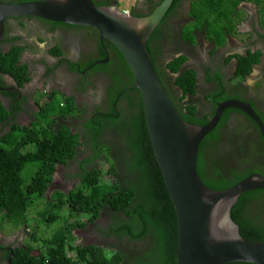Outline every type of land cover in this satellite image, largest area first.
<instances>
[{
	"label": "trees",
	"instance_id": "trees-1",
	"mask_svg": "<svg viewBox=\"0 0 264 264\" xmlns=\"http://www.w3.org/2000/svg\"><path fill=\"white\" fill-rule=\"evenodd\" d=\"M162 1L156 3L149 14ZM180 1H174L163 25L169 23ZM193 1L190 13L193 19L183 31V39L192 45L196 43L195 32L199 30L206 33L209 42L224 46L226 32L234 33L243 19L242 14L237 15L240 4L249 1L260 9L264 25V0ZM93 2L102 7L118 5L117 0ZM154 3L155 0H150V4ZM213 16L216 22L211 21ZM77 29L80 30L79 27ZM160 31L158 28L153 33L147 48L164 82V71L159 69L156 61L157 52L151 47ZM93 32L97 38L98 33ZM103 45L111 50V60L107 64L95 66L92 72L111 73L116 83L110 93V106L105 112L116 113L113 105L117 95H121L120 101L132 102L133 113L121 111L118 117L99 114L92 122L89 120L87 128L93 130L95 135L92 143L82 144L81 134L73 133L67 125L52 129L57 126L54 124L58 116L66 117L76 112L80 114L77 103L73 98L65 97L66 102H57L58 105H55L50 97V102L36 114L39 115L37 124L33 122L31 126L21 127L14 123L8 132L0 130V231L6 225L13 229L29 228V240L38 244V254H34V249L27 245L16 248L11 264H177L176 211L152 148L141 94L137 88H133L132 73L119 50L106 39ZM99 47L102 50L101 42ZM20 53L21 48L17 46L10 49L9 53L0 48V75L8 74L22 86L31 77L27 66L19 64ZM104 57L105 52L102 54ZM187 60L182 55L168 65L172 74L179 75L174 82L183 97L178 98L175 89H169L167 83L163 86L185 121L204 126L208 123V117H199L193 100L184 102L187 96H193L197 90V72L194 69L182 71ZM259 62V53L248 52L239 58L236 75L244 79ZM127 86L132 88L125 90ZM219 93L223 94L221 91ZM11 95L16 96L9 93ZM17 108L20 106L17 105ZM12 109L13 106L8 107L0 100V125H8L9 120L15 117ZM229 111L239 113L238 109L226 111L215 130L201 143L198 154L199 176L206 186L219 191L232 188L252 174L264 175V149H258L259 145H264V138L261 141L251 138L248 130L252 124L240 117H234L238 128L228 131V121L233 118ZM257 113L264 120V115L259 111ZM112 129L116 133L112 140L101 137ZM13 132H20V138L5 147ZM80 146H84L89 154L81 165L83 174L80 175V183L72 191L60 194V198L59 191L48 198L47 193L55 183L54 175L58 167L78 161L81 157ZM29 164L34 165V175L30 184L24 186L22 173ZM32 206L37 208L32 219L40 222L41 229L29 224V209ZM52 209L55 211L51 214ZM77 215L86 218L90 225H95V230L102 237L107 238L104 245L98 242L93 245L76 243L73 231L81 224L70 222V219ZM232 218L239 225L244 239L264 242V189L244 193L232 209ZM52 222L60 223L61 227L47 236ZM38 230L45 233L42 240H39ZM9 256L10 253H7L5 259L8 260Z\"/></svg>",
	"mask_w": 264,
	"mask_h": 264
},
{
	"label": "flooded vegetation",
	"instance_id": "flooded-vegetation-1",
	"mask_svg": "<svg viewBox=\"0 0 264 264\" xmlns=\"http://www.w3.org/2000/svg\"><path fill=\"white\" fill-rule=\"evenodd\" d=\"M0 1L19 3L37 0ZM159 1L155 0L154 4H150V0L138 2L134 13L148 15ZM191 1L193 0H181L179 2L175 8L172 22L161 30L158 39L151 44V47L157 52V65L160 70L164 71V81L168 84V88L175 89L178 98L183 97L182 91L175 86L173 80L175 75L168 70V65L174 59L185 55L188 60L183 65L182 71L194 69L197 72V90L193 96H187L184 102L193 100L198 108L197 114L200 118L208 117L209 122L216 114L218 104L228 100L249 103L257 115L259 111L263 116L264 25L261 21L260 9L252 1L240 4L238 8L240 12L237 15L241 13L245 15L236 26V33L226 32L224 46H216L214 42H209L206 33L199 30L195 32L196 43L192 45L183 39L184 28L192 21L189 13ZM19 18H11L6 21L0 48L5 53H9L14 46L21 48L19 64L27 66L31 80L21 86L12 76L0 75V100L8 107L13 106L12 111L15 113V117L9 120L8 125H0V130H4L5 133L10 130L14 123L21 127L31 126L35 121V115L39 114L41 108L50 102V97L54 103L57 102L56 100L66 102L67 97L73 98L77 103L80 114L76 112L66 117L58 116L56 124H54L57 126L52 129L56 130L62 125H67L73 133L81 134L80 142L82 144L84 142L92 143V138L95 135L93 130L87 128L89 120L92 122L99 114L118 117L121 111L123 113L125 110L134 112L132 102L130 100L120 101L121 95H117L113 105L116 113L105 112L110 106V93L116 83L113 81L111 73H93L92 69L99 65H96L97 62L107 57H109L110 62L112 53L111 50L106 49L98 36L97 38L94 36L93 29L79 27V30L77 26L67 27L65 26L67 24L53 23L36 18ZM245 28L248 31H245ZM99 42L102 44L103 51L100 50ZM249 51L259 53L260 62L244 79H241L235 72L239 65V58L247 55ZM103 52H105L104 58H102ZM173 82L175 87L171 88ZM130 88L132 87L127 86L125 90ZM219 91L223 94H218ZM9 93L16 96L11 95V97ZM17 105L20 108H17ZM228 110L230 109H226L225 112ZM229 112L233 118L228 121V131L238 128L234 117H240L252 124L251 129L248 130L252 135L251 138L260 141L264 138L256 123L242 111L238 110L239 113ZM261 121L264 124V120L261 119ZM254 130L256 132L253 135ZM115 134L113 129L112 131L107 130L101 137L112 140ZM258 149H264V145H259ZM85 150L84 146H80L81 157L78 158V161H70L67 166L58 167L54 175L55 180L59 176H62L63 179L71 176L74 169L78 170L76 179L81 180L80 175L83 174V171L80 162L89 155ZM50 187L52 188L49 191L53 189L54 184ZM69 188L72 191L74 186ZM61 192L68 193L69 191L62 190ZM98 223L100 224V222ZM94 226L89 225L85 229L86 233L83 238L86 241L84 240V242L88 245L96 244V242L98 244L106 243L107 238L102 237ZM20 237L21 235H19ZM0 242L7 244V240L4 239H0ZM11 245L12 247L2 249V251L0 248V264H10L11 250L13 255L14 250L21 247L16 242ZM7 253H10L8 260L5 259Z\"/></svg>",
	"mask_w": 264,
	"mask_h": 264
},
{
	"label": "water",
	"instance_id": "water-1",
	"mask_svg": "<svg viewBox=\"0 0 264 264\" xmlns=\"http://www.w3.org/2000/svg\"><path fill=\"white\" fill-rule=\"evenodd\" d=\"M175 0H164L148 16L124 14L92 0L0 1V41L11 18L33 17L98 32L122 54L141 94L146 127L155 157L177 217V264H264V242L240 234L232 209L247 192L264 189V175L254 174L232 188L214 190L197 171L199 148L218 126L226 109H238L253 120L264 136V124L249 103L228 100L218 104L204 126L184 120L164 88L147 43ZM109 57L96 63L104 65ZM11 250V258H12ZM11 264V259H9Z\"/></svg>",
	"mask_w": 264,
	"mask_h": 264
},
{
	"label": "rangeland",
	"instance_id": "rangeland-1",
	"mask_svg": "<svg viewBox=\"0 0 264 264\" xmlns=\"http://www.w3.org/2000/svg\"><path fill=\"white\" fill-rule=\"evenodd\" d=\"M123 1V4L121 3L120 7H121V10H123L124 8H126V3L128 2H135V0H122ZM143 0H140V2H142ZM125 3V4H124ZM191 9H192V5H194V1H191ZM191 19H193L192 16H190ZM211 21H214L216 22V18L213 16L211 18ZM245 31H248V29H244ZM185 35V34H183ZM206 41V40H205ZM207 42V41H206ZM208 43V42H207ZM58 102V100H56ZM55 102V105H58V103ZM35 115V121L34 123L37 124L39 122L38 118H39V115L37 116ZM8 132V131H7ZM4 133V132H3ZM16 134V132H13L12 135ZM8 139V144H4L5 147H8L10 145V142H14L16 139H19L20 137H18V135H20V132H17V134L15 136H13ZM84 161H81L80 163H83ZM103 169H106L107 167H102ZM73 174H71V176H67L65 179L62 178V176H59V177H56V180H55V183H54V187L53 189H51L50 191H48L47 193V197L50 198L55 191H59V198L61 197L60 194H64L63 192H60L62 190H65V191H70V186H76L79 184V179L77 180L76 179V175L78 174V170L74 169ZM33 175H34V165L33 164H29L25 170L23 171L22 173V178H23V181H24V186H28L33 178ZM72 182V183H70ZM66 186H69V187H66ZM37 210V208H35V206H32L30 209H29V212H30V219L31 221L29 222L30 226L31 227H39V229H41V226L40 225V222L36 221V220H33L32 218L35 217V211ZM55 209H52L51 210V214L54 213ZM68 214V213H67ZM66 216V215H65ZM67 217V216H66ZM69 217V216H68ZM80 222L81 224V227L80 228H77L74 232L77 240H76V243H80V244H84V240L86 241L85 238H83V235L86 233V230L84 229V227H88L89 226V223L86 219L82 218V216L80 215H77L73 218L70 219V222ZM47 227V226H46ZM60 223H54L52 222L49 226V228H51V230L49 232H47V236H50L52 233H54L56 231V229H60ZM32 230V229H31ZM29 232V230H28ZM24 237H23V243L22 244H26L28 246H30L32 249H34V254H38V251H37V245L35 243H33L31 240L28 239V235H27V231L24 230ZM32 234H35V232H33ZM38 234L40 236V239L39 240H42L43 237L45 236V233L41 230H38ZM34 241V240H33ZM104 245V244H102Z\"/></svg>",
	"mask_w": 264,
	"mask_h": 264
},
{
	"label": "clouds",
	"instance_id": "clouds-1",
	"mask_svg": "<svg viewBox=\"0 0 264 264\" xmlns=\"http://www.w3.org/2000/svg\"><path fill=\"white\" fill-rule=\"evenodd\" d=\"M39 1H41V0H39ZM93 1V0H92ZM118 1V5H116V6H114V7H107V8H115L116 7V10L117 11H119V12H121V13H124V14H132V15H134V16H137L134 12H135V9H136V7L138 6V2H140V0H135V2L133 1V2H128V3H126V8H124L123 10H121V7H120V5H121V3L123 4V1L122 0H117ZM164 1V0H163ZM162 1V2H163ZM162 2H161V4H162ZM125 4V3H124ZM160 4V5H161ZM174 4V3H173ZM191 4V3H190ZM173 6V5H172ZM158 7V6H157ZM156 7V8H157ZM155 8V9H156ZM172 8V7H171ZM171 8H170V10H171ZM169 10V11H170ZM155 11V10H154ZM153 11V12H154ZM169 11L167 12V14H166V16L164 17V19L162 20V22H161V24L159 25V27L158 28H160V30H162V29H164V27L166 26V25H163V22H164V20H165V18L167 17V15H168V13H169ZM152 12V13H153ZM151 13V14H152ZM189 13H191V5H190V12ZM242 15H243V17H244V13H241ZM150 15V14H149ZM175 15V14H174ZM174 15H172L171 17L173 18V16ZM146 16H148V15H146ZM139 17H143V16H139ZM31 18H33V17H31ZM172 18H171V20L169 21V23L168 24H170V22H172ZM36 19H39V18H36ZM40 20H42V19H40ZM43 21H46V20H43ZM48 22H50V21H48ZM53 23H56V22H53ZM63 24V23H62ZM167 24V25H168ZM68 25V24H67ZM68 26H73V25H68ZM76 27V26H75ZM77 27H79V26H77ZM86 28H88V27H86ZM157 28V29H158ZM92 29V28H91ZM156 29V30H157ZM94 30V29H93ZM155 30V31H156ZM95 31V30H94ZM98 33V32H97ZM160 33H161V31H160ZM159 33V34H160ZM98 36H99V34H98ZM152 37V36H151ZM100 38V37H99ZM151 39V38H150ZM149 39V40H150ZM101 40V39H100ZM103 43H104V40L102 41ZM149 42V41H148ZM250 52V51H249ZM152 56V55H151ZM154 61V60H153ZM154 64H155V61H154ZM155 67H156V65H155ZM156 70H157V68H156ZM158 72V71H157ZM159 74V73H158ZM175 75V78H177L179 75L178 74H174ZM160 76V75H159ZM175 78H173V80H175ZM161 79V78H160ZM164 81V80H163ZM161 82H162V80H161ZM162 84H166V82L164 81V82H162ZM171 87H175L174 86V82H173V84H172V86ZM165 88V87H164ZM166 89V88H165ZM168 92V91H167ZM169 94V93H168ZM142 98V97H141ZM143 103V102H142ZM177 107V106H176ZM83 163H81L80 164V166L82 165ZM80 173H81V170H80ZM79 173V174H80ZM77 178V177H76ZM81 181V180H80ZM80 181H79V183H80ZM50 188H52V187H50ZM56 192V191H55ZM61 192V191H60ZM29 218H31L30 217V213H29ZM84 219H86V218H84ZM87 220V219H86ZM77 222V221H76ZM77 223H80V222H77ZM90 225V224H89ZM81 227V226H80ZM80 227H78V228H80ZM24 228V230L25 231H27V235H28V233H30V229L29 228H25V227H23ZM87 227H84V229H86ZM77 228H75L74 229V231L73 232H75V230H76ZM28 230H29V232H28ZM1 232V231H0ZM74 234V233H73ZM29 236V235H28ZM74 236H75V234H74ZM75 238H76V236H75ZM28 239H29V237H28ZM78 244H80V243H78ZM26 245V244H25ZM24 244H22L21 245V247L22 246H25ZM82 245H87V243L86 242H84V244H82ZM28 246V245H27Z\"/></svg>",
	"mask_w": 264,
	"mask_h": 264
},
{
	"label": "crops",
	"instance_id": "crops-1",
	"mask_svg": "<svg viewBox=\"0 0 264 264\" xmlns=\"http://www.w3.org/2000/svg\"><path fill=\"white\" fill-rule=\"evenodd\" d=\"M19 235H21L20 238H19ZM24 235H25L24 234V228L13 229V228H10L8 225H6L4 230H2L0 232V239L7 240V244L0 242L1 251H2V249H7L8 247H12L11 244L15 243V242L18 245L19 244L22 245ZM17 236H18V238H17Z\"/></svg>",
	"mask_w": 264,
	"mask_h": 264
}]
</instances>
